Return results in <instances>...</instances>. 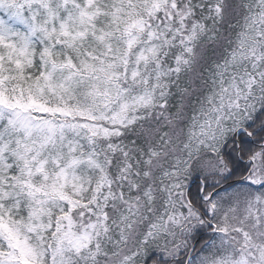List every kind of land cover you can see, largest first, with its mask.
Returning <instances> with one entry per match:
<instances>
[{
	"label": "snow or ice",
	"instance_id": "snow-or-ice-1",
	"mask_svg": "<svg viewBox=\"0 0 264 264\" xmlns=\"http://www.w3.org/2000/svg\"><path fill=\"white\" fill-rule=\"evenodd\" d=\"M0 264H264V0H0Z\"/></svg>",
	"mask_w": 264,
	"mask_h": 264
}]
</instances>
